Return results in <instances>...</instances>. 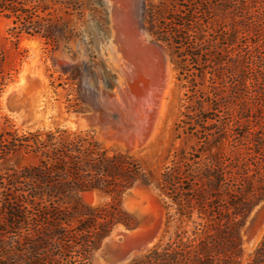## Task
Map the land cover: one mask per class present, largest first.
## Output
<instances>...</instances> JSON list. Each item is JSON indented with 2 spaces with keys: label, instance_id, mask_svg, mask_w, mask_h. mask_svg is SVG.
I'll use <instances>...</instances> for the list:
<instances>
[{
  "label": "trees",
  "instance_id": "trees-1",
  "mask_svg": "<svg viewBox=\"0 0 264 264\" xmlns=\"http://www.w3.org/2000/svg\"><path fill=\"white\" fill-rule=\"evenodd\" d=\"M188 1L167 18L150 4L144 25L170 47L178 69L187 70L188 60L201 80L210 75L193 109L199 113L187 108L176 124L194 145L158 170L91 129L4 127L0 159L21 155L26 163L0 175V264H92L116 226H138L120 201L138 184L152 187L193 229L132 264H241L242 229L264 200V0ZM209 4L229 15L219 21L218 44L209 35ZM49 10L34 0H0L17 35L50 33L33 20ZM207 36L212 41L204 42ZM12 78L0 72V90ZM206 105L212 111L204 112ZM95 190L116 200L90 206L82 194ZM250 264H264V240Z\"/></svg>",
  "mask_w": 264,
  "mask_h": 264
},
{
  "label": "rangeland",
  "instance_id": "rangeland-1",
  "mask_svg": "<svg viewBox=\"0 0 264 264\" xmlns=\"http://www.w3.org/2000/svg\"><path fill=\"white\" fill-rule=\"evenodd\" d=\"M35 1L50 8L33 17L44 26L42 33L50 30L47 35H17L15 18L0 13V72L13 74V81L0 90V130L10 124L21 130L91 129L107 146L138 153L158 170L176 151L194 145L186 134L176 131V124L185 119L187 108L199 113L193 109L201 91H209L210 75L201 80L188 60L187 70L178 69L170 47L157 42L144 25L150 4L163 8L162 17L167 18L176 16L170 9L178 12L188 0ZM207 8L212 14L209 35L218 44L214 36L220 20L229 22L228 11L222 18L218 8L210 4ZM261 42L264 52V39ZM93 102L115 121L105 130L91 128L79 118L92 111ZM203 111L210 112L212 107L206 105ZM22 157L0 159V175L11 165L23 166ZM82 196L93 207L116 200L96 190ZM130 197L126 203L123 195L121 204L143 230L135 240L123 236L105 240L92 264H132L173 241L177 233L192 231L193 225L181 219L175 208H168L152 187L136 188ZM258 230L262 235L256 247L245 249L247 238ZM241 236V264H250L264 240V200L252 210ZM146 239H153L152 247L142 244Z\"/></svg>",
  "mask_w": 264,
  "mask_h": 264
},
{
  "label": "water",
  "instance_id": "water-1",
  "mask_svg": "<svg viewBox=\"0 0 264 264\" xmlns=\"http://www.w3.org/2000/svg\"><path fill=\"white\" fill-rule=\"evenodd\" d=\"M101 109H102V107L99 104L93 102V104H92V111L91 112H87L85 114H82L79 118L84 119L86 122L89 123V125L91 126V128H94V129H97V128L102 127V126L106 127L107 126V123L112 124L113 122H111V123L108 122L107 121V117H104V115L102 114L103 111ZM143 186H144L143 184H138L134 188H132L129 191H127L124 194V200L125 201H129V196H130L129 194L132 192V190L135 189V188H138V187H143ZM140 227L141 226L138 225L134 229H131V230L126 229V230L133 231V230H136V229H140ZM117 228H118V226H116L113 229V231L110 233V235L105 239L106 242H111L113 240H116L119 236H121L120 232H118V231L115 232L117 230Z\"/></svg>",
  "mask_w": 264,
  "mask_h": 264
},
{
  "label": "bare ground",
  "instance_id": "bare-ground-1",
  "mask_svg": "<svg viewBox=\"0 0 264 264\" xmlns=\"http://www.w3.org/2000/svg\"><path fill=\"white\" fill-rule=\"evenodd\" d=\"M21 111V110H20ZM102 114L104 115V117H107V121L108 122H113L114 120L112 119V117H110V115L109 114H107L106 112H102ZM19 116L18 117H20L21 115L20 114H18ZM80 120H82L83 122H85L87 125H89V123L88 122H86L84 119H81L80 118ZM113 120V121H112ZM115 123V121L112 123V124H114ZM108 124L109 123H107V126L106 127H104V126H102V127H99V128H97V129H102V130H105V129H107L108 128ZM90 126V125H89ZM138 188H140V187H138ZM136 189V188H135ZM135 189H133L132 190V192L135 190ZM131 192V193H132ZM130 193V194H131ZM129 194V195H130ZM127 197V196H126ZM130 199H131V197L129 196V201H130ZM129 201H125L126 203H128ZM123 226H118V228H117V230L115 231V232H120V234H121V236H123V237H125L126 239H129V240H135V239H137L138 237V235H139V233L143 230L142 229V227H140V229H136V230H133V231H129V230H126V228L125 229H123L122 228ZM130 232H136V233H131L130 234ZM261 235H262V230H258L254 235H252L251 237H249V238H247V240H246V245H245V249H253V248H255L256 247V245L258 244V242L260 241V239H261ZM147 240V239H146ZM145 240V241H146ZM144 241V243H142V244H146L147 246H148V248H150V247H152V245L154 244V241H153V239H148L146 242ZM137 248V247H136Z\"/></svg>",
  "mask_w": 264,
  "mask_h": 264
}]
</instances>
